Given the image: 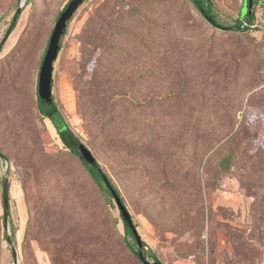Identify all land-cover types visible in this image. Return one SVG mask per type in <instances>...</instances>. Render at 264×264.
<instances>
[{
	"label": "rangeland",
	"instance_id": "374dc122",
	"mask_svg": "<svg viewBox=\"0 0 264 264\" xmlns=\"http://www.w3.org/2000/svg\"><path fill=\"white\" fill-rule=\"evenodd\" d=\"M22 1L0 0V43ZM68 1L28 0L0 51L3 216L9 184L0 264H142L130 248L118 257L117 238L139 247L117 199L88 175L36 103L41 57ZM212 1L227 29L213 27L189 0H82L40 76L46 84L52 67L58 111L111 177L147 264H264V0ZM108 2L129 13L130 37L98 67L118 86L101 99L90 83L112 47L102 41L85 63L81 47L92 12ZM251 12L257 27L243 29ZM77 83L86 91L82 112ZM121 91L124 106H115ZM232 152L236 166L220 176V159ZM42 217L55 231L70 226L67 236L46 238Z\"/></svg>",
	"mask_w": 264,
	"mask_h": 264
},
{
	"label": "trees",
	"instance_id": "16d2710c",
	"mask_svg": "<svg viewBox=\"0 0 264 264\" xmlns=\"http://www.w3.org/2000/svg\"><path fill=\"white\" fill-rule=\"evenodd\" d=\"M81 1L77 2V0H69L64 5V7L57 13L56 18H55V26L52 28L49 34L45 49L41 57V61L39 65V80L37 82V88H36V96H37L36 103H37L40 114L43 115L44 117L50 118L48 112L46 111L43 105L44 104L43 98L46 93L50 95L53 101V105L57 109L59 108L55 102L54 94L52 91V84H53L52 67L48 74L49 79L47 83L44 85H42L40 82L41 72L44 69L45 62L50 55H51L52 61L56 59L61 49L60 38L65 31L68 21L71 19L76 7ZM253 1L254 0H249V3H252ZM189 2L203 16V18L206 19L213 27L218 28L220 30L227 29L226 27L219 24L218 21L215 19V16L213 14L214 5H213L212 0H189ZM25 3L27 5L28 0L25 1ZM15 14H14V17H15ZM130 20L131 19H130L129 13L125 11L124 8L118 3L114 4V3L108 2L105 5L97 6L96 9L92 12V15L90 16L89 20L87 21L85 30L83 33V40H82V47H81L82 63L88 62L91 60V58L96 56V48L100 47L101 42L104 40H106V42L109 45H111L112 49L110 50L109 48H105L102 51V53L99 56L101 57V60H99V64L102 62V60H106V59L109 60L110 58H113L114 56H116L117 51L115 49L118 46L119 41L122 38L130 37L129 33L126 30V25L127 26L130 25ZM17 21L15 25L13 26L12 31L15 28ZM255 21H256V14L254 12H251L249 13L248 18L246 20V25H244L245 24L244 21H240L239 24H240V27H242L243 29L249 30L250 28L257 27L255 25ZM11 33L9 34V36L11 35ZM55 37H57L58 39L56 41V44L53 45V40ZM6 41L4 42L3 46L5 45ZM3 46L0 48V51H2ZM99 64L96 65V67L94 68V71H93L94 82H91L90 85H96L99 89L97 90V92L95 91L94 93L101 95V99H104L107 96L106 94L109 90H110L109 93L114 92L118 86L116 85V82H115L116 80L112 79V75L108 76L106 70H101V71L98 70V67L103 68V69L105 68L102 63L100 65ZM76 91L79 97L78 106H79L80 111L82 112V109H83L82 108V98H84L86 91L84 93V91L82 90L80 86V83L76 84ZM123 93L124 92L122 91L120 93L118 92L114 93L115 98L111 102L113 103V101L116 100L117 104L113 103L115 106L116 105L117 106L119 105V107L124 106L122 101H124L126 97L122 95ZM88 104H91V101H89ZM116 108L114 107V109ZM106 126L107 124L104 125L105 129H106ZM67 148L72 154L79 157V159L82 161V163L86 167L88 175L92 179H94L99 185H101L105 189V191H108L111 197H114V198H116V196L119 197V192L114 187L111 177L108 175L106 171L103 170L100 163L95 157H93L92 160H89L88 158L85 157L83 151L80 148L78 149H72L69 147ZM0 152L5 157H7V155L2 150H0ZM48 153H50L53 157H55L56 160L57 158L61 160L63 159L62 154L57 151H52V152L50 151ZM236 157H237V153L235 152L222 155V158L220 159V162L218 164V167H219L218 172L220 176L229 175L230 173L233 172V168L236 166ZM17 166L23 168V172L25 173V175L29 174L30 167L24 166V165L22 166L20 164H17ZM44 166L48 168L47 165H44ZM31 169L32 171H35L34 167ZM123 218L126 223V230L128 231V233H131L132 236L134 234L139 248L135 250L134 244H132L131 241L123 242L122 240H119L117 238L116 242L113 243V245H114L115 250H117L120 253L118 257L119 258L120 256L126 257L127 250H129L128 248H130L140 263L147 264L146 254H145L144 249L141 247V243L137 239L138 237L136 236L135 227L133 226V224L132 225L129 224V222L125 219L124 216ZM41 219H42L43 227H44L43 230L45 231L44 233H46V236H47L46 238L52 239V237L55 238L56 236H60V235L67 236V234L70 231V226L68 227L69 229L67 228L65 233H62V230L55 231L56 226H54V222L52 221V219H51V223L48 219H45L43 217ZM3 223H4V216L0 215V241H1V228L3 226ZM110 236L113 237L114 235H109V238ZM0 258H1V248H0ZM129 261H131V259Z\"/></svg>",
	"mask_w": 264,
	"mask_h": 264
},
{
	"label": "water",
	"instance_id": "95a60500",
	"mask_svg": "<svg viewBox=\"0 0 264 264\" xmlns=\"http://www.w3.org/2000/svg\"><path fill=\"white\" fill-rule=\"evenodd\" d=\"M25 1L26 0L22 1L21 7H19V9L17 10L15 17H14L6 35H5V37L1 41L0 48L3 46L7 37L11 33L12 28L15 25L20 13H21L22 7L25 4ZM261 18L264 19V14L261 15ZM43 100H44V104H43L44 108L46 109L51 120L53 121L54 125L56 126V129L59 132V135H60L63 143L67 147L72 148V149L80 148L83 151L85 157L88 158L89 160H92L93 157L91 155V152L86 148V146L81 142V140L74 134V132L68 126V124L66 123L64 118L61 116L60 112L58 111V109L53 105V101H52L50 95L45 94ZM47 103L51 104L49 108L45 106ZM0 157L5 158V156L1 152H0ZM8 168H9V166H8ZM3 191H4V203H5L4 223H5L6 229L8 230L9 184L7 183V180H5V183L3 185ZM116 199H117V203L121 209L123 216L129 222V224L132 225L133 222H132V217L129 213V210L124 206V204L122 203V201L119 199L118 196H116ZM7 239L9 241L10 245L12 246V239L9 235L7 236ZM11 248H12L14 257L17 259V253H16L15 249L13 247H11ZM18 264H19V261H18Z\"/></svg>",
	"mask_w": 264,
	"mask_h": 264
}]
</instances>
